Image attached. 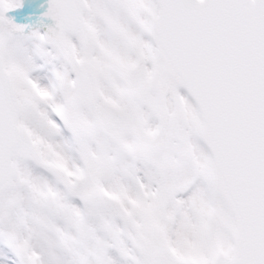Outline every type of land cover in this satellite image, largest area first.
Wrapping results in <instances>:
<instances>
[{
  "label": "snow or ice",
  "instance_id": "obj_1",
  "mask_svg": "<svg viewBox=\"0 0 264 264\" xmlns=\"http://www.w3.org/2000/svg\"><path fill=\"white\" fill-rule=\"evenodd\" d=\"M0 264H264V0H0Z\"/></svg>",
  "mask_w": 264,
  "mask_h": 264
},
{
  "label": "rangeland",
  "instance_id": "obj_2",
  "mask_svg": "<svg viewBox=\"0 0 264 264\" xmlns=\"http://www.w3.org/2000/svg\"><path fill=\"white\" fill-rule=\"evenodd\" d=\"M9 15L15 17L17 23H20V22H28V21H21V18H20V16L17 13H9Z\"/></svg>",
  "mask_w": 264,
  "mask_h": 264
},
{
  "label": "water",
  "instance_id": "obj_3",
  "mask_svg": "<svg viewBox=\"0 0 264 264\" xmlns=\"http://www.w3.org/2000/svg\"><path fill=\"white\" fill-rule=\"evenodd\" d=\"M41 11H43V9H41Z\"/></svg>",
  "mask_w": 264,
  "mask_h": 264
}]
</instances>
